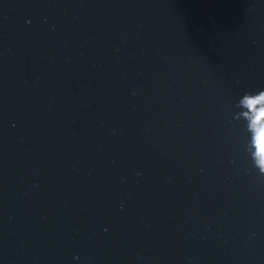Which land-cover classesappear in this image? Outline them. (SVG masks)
<instances>
[{
	"label": "water",
	"instance_id": "1",
	"mask_svg": "<svg viewBox=\"0 0 264 264\" xmlns=\"http://www.w3.org/2000/svg\"><path fill=\"white\" fill-rule=\"evenodd\" d=\"M261 89L264 0H0V264H264Z\"/></svg>",
	"mask_w": 264,
	"mask_h": 264
},
{
	"label": "clouds",
	"instance_id": "2",
	"mask_svg": "<svg viewBox=\"0 0 264 264\" xmlns=\"http://www.w3.org/2000/svg\"><path fill=\"white\" fill-rule=\"evenodd\" d=\"M237 107L241 111L233 119L246 121V131L250 134L247 145L252 149L259 174L264 176V89L244 93Z\"/></svg>",
	"mask_w": 264,
	"mask_h": 264
}]
</instances>
